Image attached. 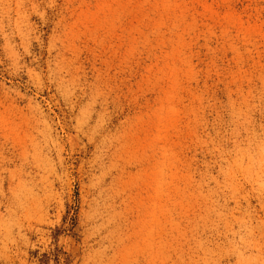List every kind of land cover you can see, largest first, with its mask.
<instances>
[{
  "label": "rangeland",
  "instance_id": "rangeland-1",
  "mask_svg": "<svg viewBox=\"0 0 264 264\" xmlns=\"http://www.w3.org/2000/svg\"><path fill=\"white\" fill-rule=\"evenodd\" d=\"M0 264H264V0H0Z\"/></svg>",
  "mask_w": 264,
  "mask_h": 264
}]
</instances>
